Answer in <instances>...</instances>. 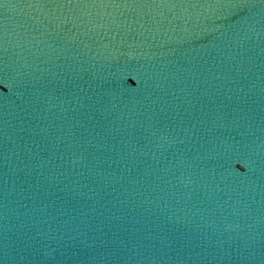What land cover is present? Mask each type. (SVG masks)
Segmentation results:
<instances>
[{"label":"water","instance_id":"obj_1","mask_svg":"<svg viewBox=\"0 0 264 264\" xmlns=\"http://www.w3.org/2000/svg\"><path fill=\"white\" fill-rule=\"evenodd\" d=\"M0 264H264V0H0Z\"/></svg>","mask_w":264,"mask_h":264}]
</instances>
